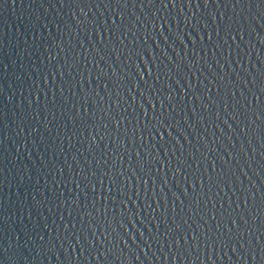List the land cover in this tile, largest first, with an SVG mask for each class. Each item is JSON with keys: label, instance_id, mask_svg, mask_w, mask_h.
Returning <instances> with one entry per match:
<instances>
[{"label": "water", "instance_id": "water-1", "mask_svg": "<svg viewBox=\"0 0 264 264\" xmlns=\"http://www.w3.org/2000/svg\"><path fill=\"white\" fill-rule=\"evenodd\" d=\"M0 264H264V0H0Z\"/></svg>", "mask_w": 264, "mask_h": 264}]
</instances>
